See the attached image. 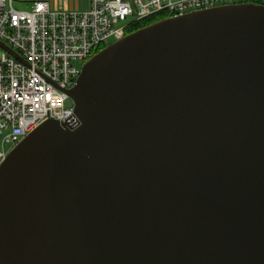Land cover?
I'll list each match as a JSON object with an SVG mask.
<instances>
[{"label": "water", "instance_id": "obj_1", "mask_svg": "<svg viewBox=\"0 0 264 264\" xmlns=\"http://www.w3.org/2000/svg\"><path fill=\"white\" fill-rule=\"evenodd\" d=\"M67 94L0 166V264H264V5L144 26Z\"/></svg>", "mask_w": 264, "mask_h": 264}, {"label": "built area", "instance_id": "obj_2", "mask_svg": "<svg viewBox=\"0 0 264 264\" xmlns=\"http://www.w3.org/2000/svg\"><path fill=\"white\" fill-rule=\"evenodd\" d=\"M13 2L0 0V41L27 65L0 48V166L43 122L79 125L67 90L91 56L138 22L158 13L169 18L225 4L264 5V0H89L86 11H68L36 0L23 11Z\"/></svg>", "mask_w": 264, "mask_h": 264}, {"label": "crops", "instance_id": "obj_3", "mask_svg": "<svg viewBox=\"0 0 264 264\" xmlns=\"http://www.w3.org/2000/svg\"><path fill=\"white\" fill-rule=\"evenodd\" d=\"M36 0H14L13 6L17 10L27 11L31 3ZM47 1L52 9L68 11H86L89 7V0H43ZM146 2L148 0H141Z\"/></svg>", "mask_w": 264, "mask_h": 264}, {"label": "trees", "instance_id": "obj_4", "mask_svg": "<svg viewBox=\"0 0 264 264\" xmlns=\"http://www.w3.org/2000/svg\"><path fill=\"white\" fill-rule=\"evenodd\" d=\"M168 15L165 14V13H158V14H155V15H152L140 22H138L136 25L132 26L129 30H128V34L131 33V32H134L144 26H147L149 24H152L154 22H157V21H160L162 19H165L167 18Z\"/></svg>", "mask_w": 264, "mask_h": 264}, {"label": "rangeland", "instance_id": "obj_5", "mask_svg": "<svg viewBox=\"0 0 264 264\" xmlns=\"http://www.w3.org/2000/svg\"><path fill=\"white\" fill-rule=\"evenodd\" d=\"M130 21H131L130 19H129V20H127V22H130ZM81 65H82V64H81V63H79V64H78V67L80 68V67H81Z\"/></svg>", "mask_w": 264, "mask_h": 264}]
</instances>
